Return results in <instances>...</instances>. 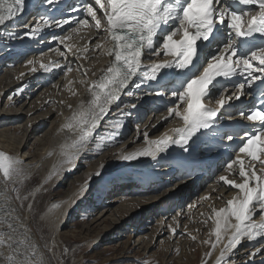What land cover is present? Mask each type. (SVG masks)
Listing matches in <instances>:
<instances>
[{
	"label": "snow or ice",
	"instance_id": "snow-or-ice-1",
	"mask_svg": "<svg viewBox=\"0 0 264 264\" xmlns=\"http://www.w3.org/2000/svg\"><path fill=\"white\" fill-rule=\"evenodd\" d=\"M46 2L55 4L58 0ZM25 9L26 0H0V25L21 16ZM98 11L102 12V16H97ZM85 12L94 21L95 29L104 28L108 43L111 44L105 52L112 59L97 81L86 84L89 93L87 104L82 103L62 126V130L70 133L71 142L61 145L63 160L53 166L49 180L74 166L94 142L97 153L103 154L105 137L100 136L97 140L95 130L109 106L119 99L123 90L137 76L140 79L134 85L136 88H140L143 82L159 79L163 90L147 94L160 96L167 93L174 97L173 106L166 109L168 116L165 119H178L183 126L172 129L171 134L165 132L154 141L149 140L147 132L142 133L148 147L129 154L121 153L119 158L126 161L141 156L156 159L171 144L180 145L187 151L185 145L189 140L202 130L213 128L221 109L228 111L225 105L233 99L239 101L242 96L251 95L246 89L252 88L256 80L264 81V76L255 75L264 72V0H92L86 4ZM40 21L42 23L38 22L31 29L33 35L44 26L51 27L55 23L60 27L69 23L67 20L50 21L44 17H40ZM78 24L86 27L89 21L78 20ZM73 31L79 32V28ZM177 36L180 38L174 39ZM257 38L261 43H254ZM59 39L64 43L71 36ZM213 42L217 45L215 51L210 50ZM249 44L252 47H247ZM96 48L103 49L104 45L97 44ZM205 50H209L207 54ZM60 54L64 55L63 52ZM253 62H257L255 67ZM28 64H33V61H28ZM40 67L45 72L52 70L43 63ZM53 67H59V64ZM164 69L176 70L174 78L167 79L168 73L161 76ZM32 71H36V68L33 67ZM67 71L72 72L73 69L69 67ZM245 73L246 83L231 81L232 77ZM224 81H231V92ZM127 94L134 93L129 91ZM213 102L215 106H207ZM125 106L134 108L136 105ZM239 114L248 121L258 122V125L254 131L245 133V141L238 147L236 158L226 165L231 173L233 166L238 164V174L243 182L236 183L223 175L219 178L224 184L237 189L238 194L227 201L226 207L213 209L216 220L212 234L216 239L214 243H206H210L215 251L222 243V236L231 233L216 264H221L224 257L243 239L251 241L264 237V159H261L264 156V107L241 110ZM227 118L233 117L228 115ZM111 126L119 129L123 126L122 121L111 122ZM137 135H141L139 129ZM228 139L233 137L229 135ZM240 153L250 157L247 171ZM251 161H259L260 168L257 169ZM22 163L18 158L0 152V177L5 182L14 178L22 180ZM100 174V171L95 173L96 176ZM86 190L87 184L82 186L81 194ZM12 191L16 193V199H20L19 190L13 188ZM53 207L59 208L61 205ZM257 208L260 214L254 219ZM12 211L0 215V257H4L7 264H44L43 257L37 256L35 245L17 236L19 230L10 218ZM172 232L175 233V229ZM5 248L9 252L7 256L3 253ZM258 252L260 248H256L251 256ZM211 254L207 253L209 257Z\"/></svg>",
	"mask_w": 264,
	"mask_h": 264
},
{
	"label": "bare ground",
	"instance_id": "bare-ground-1",
	"mask_svg": "<svg viewBox=\"0 0 264 264\" xmlns=\"http://www.w3.org/2000/svg\"><path fill=\"white\" fill-rule=\"evenodd\" d=\"M86 2L87 0H85L82 3L81 6L82 10L76 16H67L66 14L63 18H65L66 16L67 17L62 21L64 20L69 21L67 27L58 30L53 35H50V30L53 29L55 26L52 28H46L44 26L37 31L36 35H33L31 29L35 28L36 23H32L29 28L25 27V25L20 23L24 19L23 17L20 16L14 18V20L12 21H6L4 25H0L1 36L3 33H4L3 36H5V37H1V40L4 42L11 41L12 43V44H0V50L2 51L1 52L2 55H0V72L3 71L2 69H6V73H5L6 77L4 79H0V130L2 128H9L11 131L14 132L24 131L26 134L29 132L28 137L26 139V143L22 148V149H26L28 147L27 143H29L30 140L33 139L35 134L37 133V131L32 127L37 126L40 123L49 122V120L53 116H55V114L60 116L59 119L60 123L56 127L57 128L56 132L53 134L51 138L52 141L48 140L47 137L48 134L50 133L49 131L42 137V140L45 142L46 145V152L43 154L44 158L42 159L40 164L39 162H37L34 165L27 163L25 164V161L30 158L29 156L25 158H21L20 154L13 155V157L21 160L23 162L22 165H24V167H22L24 172V177L22 178L21 182L29 179L33 174L43 173L42 183L37 187H35L34 189H32L28 195L29 198L31 199L30 201H32L34 198H37L38 195L43 192L44 187L49 185V183L55 180V177H53L51 180H49L48 177L52 172L53 166L57 164L56 162H58L59 164L61 162V158L63 157L61 158L59 157L60 156L59 152L54 154V156L57 158V161L53 163V159H51V149L54 140L55 139L57 140L59 144L60 152H61V145L65 144L66 142L67 143L71 142L69 139L70 133L67 130H62V126L67 122L68 118L72 116L73 112H75L82 103L87 104V101L89 99V93L87 91L86 84L90 85L92 82L97 81L103 74V71L108 67L112 59L105 52V49L111 47V44L108 43V38L104 33V28L101 27V29L99 30L95 29L93 27L94 25L93 20L86 27L78 24V20H82L83 15L86 16V18L88 17L85 12ZM90 2H92V0H88V3ZM79 3L80 2H78V4ZM48 6L49 4L46 2L44 8H47ZM95 7L98 8L99 6H95ZM97 14L98 17L102 16L101 11H98ZM71 27L72 29H70ZM76 28H79V32L73 31V29ZM69 35L71 36V39L65 40L64 43H61L60 39L58 41V38L67 37ZM47 37L49 38L47 44L51 43L49 47L46 46L47 44L45 40L47 39ZM179 38H180L179 36L174 37V39H179ZM96 39H98V41L94 45L90 46V44L94 42ZM97 44L104 45V48L101 49V54L98 58V62H96L95 64H87V63L85 64L81 59L86 60V56H85L86 52L91 51L93 49V46ZM77 46H79L80 48L77 49ZM2 47H7L10 50L12 48H15V51L13 50L14 53H7L8 50L3 51L1 49ZM69 48H71V51H69ZM61 49H64L63 52L64 55L60 54ZM215 49H211V51H215ZM26 55L29 56V59L27 58L28 60L24 61L25 62L24 64L27 68L16 70L17 68L16 66L18 62H21L20 61L21 59L27 57ZM60 57H62L63 60H60ZM153 59H155V57H153ZM168 59H172V58L168 57ZM30 60L33 61V64L31 65L28 64V61ZM41 63L51 67L52 70L49 72H45L44 69H42L43 73L41 75L35 74L30 78L26 77V75L28 74L29 75L33 74V72L30 69L35 64H38L40 66ZM75 63L79 64L78 68L73 67ZM82 63L84 64L83 67L81 66ZM54 64H59V67H53ZM69 67L76 68L74 71L75 73L73 75H70L71 80L69 78L68 79L65 78L61 80L59 76L61 75V73L64 72V70L68 69ZM168 70L169 69L162 70L160 75L163 74L164 72H167ZM8 76H11V78H9ZM139 79H140L139 76L133 78V81L128 85V88L123 90V92L119 96V99L113 102L109 106V109L107 111V113L109 112V114H111V110L118 108L120 105L124 104L125 99L128 100L129 98L130 99L134 98V100H138L137 103H134L136 105L134 108L130 107V108L121 109V111L128 110L129 112L121 113L122 115L119 118H117L118 119L117 121H122V123H127L130 122V120H132L133 125L131 126V129H134L135 131L130 136V138L125 140L123 147L119 148V151H117L118 154L117 157H114V155L110 154L108 158L103 162L105 163L104 165L108 168V173L110 174L116 172L119 173V176L121 177V173L127 172L130 174H134L133 176L137 178L136 183H138V181H141V179L144 180V182L146 183L149 182V184L152 186L151 190L150 188H145L143 189V191H141V193L146 194L147 197L149 196L150 193H152V191H154L155 187H157V189H162V187H164L165 191L162 196L160 195L157 197L148 198L146 199V201H143L142 205L140 203L141 209L142 208L146 209L148 207L146 210L148 209L150 210L155 208L159 204L165 205L167 202H172L173 204H175L176 201L178 203L185 201L187 198H189L192 195V194L190 195L189 193L190 189L200 179L198 178V176H191V174L190 175L182 174L180 170L181 167H185L187 171H192L195 167H197V165L191 161L190 163L184 161V158H186L187 155L189 154L193 155L197 153V147L192 145L186 146V148L188 149L187 151L184 150V147L170 145L166 151L168 155L160 153L156 157V159H152V157L150 156H141L138 159L131 161H126L119 158L121 153L129 154L148 147V144L145 142V140L143 143H141V140L144 138L142 133L147 132L149 140H153V141L161 137L160 136L155 139L151 137L153 133L152 132L153 128L151 129L148 128L147 130L146 123L141 122L144 116V112L142 110L150 109L149 111L155 114L156 112L157 113L159 112L158 110H162L161 107L164 108L172 107L171 102L172 100L175 99V98L170 99L171 98L170 97L169 98L170 100L165 101L162 100L163 99L162 97L164 95H160V96L148 95L147 93L153 92V89H155L154 86L152 85V81L143 82L140 88H136L134 85ZM24 81H25L24 86L26 87L21 88L20 83ZM81 81H85L86 83H81ZM47 86H49V88L45 89L43 93H41L40 96L36 99L35 103H33V105H31L27 109V107L29 106V101L33 99L35 95L42 92V89ZM58 87L60 88L61 91H59V93L55 95L56 91L58 90ZM25 89L29 91L25 92L24 91ZM134 89H135L134 91L135 95L127 94L129 91L132 92ZM162 90L163 89L160 87L159 91ZM76 91L79 92V95L77 94L78 95L77 104L72 105L70 100H67V98L69 96H72L71 92L74 93ZM138 95H143V96H141L142 98H139L140 96ZM148 99L150 100L148 101ZM232 101H235V99H233ZM141 102H148V103H144L142 107L138 106V104ZM3 104H4V109L1 108ZM69 105H71V110L69 109ZM16 107H20V109L16 110L15 109ZM48 107H51V111L53 114L49 115V113L46 112L45 114L39 115L37 118H35L36 114H38L39 112H41L42 110ZM60 108L63 109L62 114H60ZM120 108H118V110ZM107 113L105 115H107ZM105 115L103 117H105ZM115 115L110 116L108 120L114 119L116 117ZM166 116H168V113H165L162 116H158V118L162 119V121H169L173 119L171 117L165 119ZM231 116L233 118H236V115L231 114ZM127 117L129 118V120H127ZM25 118H27V121L25 123L24 121L20 122ZM19 123L22 124L24 123V126L21 127L22 125ZM182 126L183 125L181 121H179L178 119H173L170 122V124L167 126L165 132L171 134L172 129ZM98 128L95 130L96 137L98 136V134L101 133V130H103V128L100 127V130L98 131ZM218 128H221V126H219ZM52 129L55 128L52 126L51 132ZM137 129H139V132L141 133V135L139 136L137 135ZM36 144H38V141L36 142ZM130 146H132V148L129 149ZM11 150H14V148L9 143V139L8 140L6 138L4 139L3 135L0 133V152L7 153L9 155V153H11ZM203 155L204 154H202L201 156ZM240 159L245 161V170L247 171L249 169L250 157L246 156L245 154H242L240 155ZM261 159H264V156H261ZM224 160L225 159H222L218 163V165L215 168L216 170L214 171L216 172L223 169V172H221L215 178V182L211 186H209L206 191L207 196L212 197L214 195L216 197L209 198L207 200V203L205 204L206 208H208L209 210L208 213H211L210 216L214 217V219L212 220V230L209 236L208 234L205 236L204 241H202L200 244V247L193 251L196 256L201 255L199 257L200 264H216V261L220 256L221 250L224 248L225 244L227 243L228 237L231 235V233L229 232L227 235L222 236V243L217 246L215 251H213L214 253L213 257L212 255L211 257L207 255L208 251L211 249V245L210 243H206V241H211L214 243L216 239L215 235L212 234L214 233L215 230V220H216L213 209L219 210L221 208L226 207L227 201L233 199V197L237 196L238 194L237 189H233L231 188L230 185L224 184L222 181H220L219 178L220 176L223 175V176H228L229 179L234 180L236 183L243 182L242 178L239 177L238 174L239 165L238 164L234 165L232 172L229 173V171L225 167L226 165L222 166ZM251 163L255 164L257 169L260 168L259 161H251ZM74 166H72L70 169H66L64 172L61 173L59 177L61 178L64 175L68 176L69 174L74 173V170H72ZM161 166H163V168L154 170V168ZM165 166L166 169L163 172H161L160 170H163ZM209 172H210L209 174L214 173L211 172V169L209 170ZM173 174H175L177 177L179 176L185 177V179L180 178L179 182L181 183H178V186L176 185L177 187L171 188L175 179ZM202 174H204V169H202ZM257 174H259V172ZM87 176L88 174L86 175V177ZM91 179L92 178L90 177L88 181H90ZM8 182H5L3 178L0 177V215L8 213L10 210H14L11 212L10 218L13 219L15 226L19 230L17 236L19 238L26 239L29 244L35 245V247L38 250L37 256L43 257L44 264H50L48 256H46V252L43 250L41 244L36 239L35 232L33 229V221H32L33 217L31 216V213H29L30 216H25V214L22 211L21 205L19 203L21 197L20 199H16L15 193L12 191V186L14 184H9ZM87 186H89V183L87 184ZM181 186L182 188L179 189V187ZM176 190H178V192L180 193L175 198L174 196H171V194ZM78 191L79 190L77 189L75 192L58 200H54L53 203L50 202L48 204L43 214H41L40 219L42 222L47 224L50 230L52 227L53 229L60 228L64 224L63 222L65 221L66 217L68 216V213L70 212L69 209L71 207H69V204L71 203L72 200L75 199L74 198L75 194H77ZM87 191H88V187L87 190L84 191V194ZM23 195L26 196V193L25 194L23 193ZM83 198L84 197H82L81 199L83 200ZM78 201L79 198L76 200L73 206L74 205L77 206ZM21 202L24 203L25 201L23 200ZM56 204L61 205V207L54 208L53 206ZM31 211L33 212V210ZM259 214H260V209L257 208L256 216L254 217V219H257ZM233 222L235 221L233 220ZM199 229L201 230V228ZM145 230L147 229L142 230V232H144ZM175 238H178V236L176 235ZM261 238L264 237H257L256 240H251V241L248 240L247 238L243 239L240 242V244L237 245V247L232 250L231 253H228L224 257V260L221 261V264L227 262L228 259H232L234 257H238L242 255L240 251L244 246H246L245 250L249 249L250 251L251 244L254 243V245H256L257 243L256 241ZM170 239L173 240V237L170 236ZM101 242H98L96 243V245L95 244L94 245L98 246ZM252 250H255V248ZM3 253L4 256H7L9 254L8 249L5 248L3 250ZM235 254L237 255L235 256ZM261 261L263 260H258L257 262L259 263ZM251 262L253 263V261ZM0 264H7V261L4 259V257H0Z\"/></svg>",
	"mask_w": 264,
	"mask_h": 264
},
{
	"label": "rangeland",
	"instance_id": "rangeland-1",
	"mask_svg": "<svg viewBox=\"0 0 264 264\" xmlns=\"http://www.w3.org/2000/svg\"><path fill=\"white\" fill-rule=\"evenodd\" d=\"M70 29H72V27ZM3 34L1 36L0 32V44H12L11 41L4 42L1 40V37H5ZM48 39L47 37L45 40L46 44ZM97 41L98 39L92 42L90 46L94 45ZM50 45L51 43L46 46L49 47ZM79 46H77V49L80 48ZM1 49L3 51L8 50L7 53H14L15 51V48L10 50L7 47H2ZM1 52L0 50V55H2ZM61 52H64V49H61ZM100 54L101 49H97L95 45L91 51L86 52V60H81L85 64H95L98 62ZM26 56L27 57H23L24 59L20 60L21 62H18L16 70L27 68L24 61L28 60L29 56ZM60 60H63L62 57H60ZM81 66L83 67L84 64L82 63ZM33 67L36 68V71H32ZM33 67L30 69L33 74H28L26 77L30 78L35 74L41 75L43 73V68L38 64H35ZM73 67L78 68L79 64L75 63ZM72 69L73 71L71 73L68 72L67 69L64 70L59 78L61 80L65 78L70 79V75L75 73L74 71L76 68ZM2 70L3 71L0 72V79L6 77V69ZM8 77L11 78V76ZM24 83L25 81L20 83L21 88L26 87ZM47 88H49V86L44 87L42 92L35 95V97L29 101L27 109L35 103L36 99ZM24 91L28 92L29 90L25 89ZM59 91L61 90L58 87L55 95L58 94ZM134 91L135 89L132 93H134ZM71 93L72 96H69L67 100H70L72 105H76L79 92L76 91ZM138 96L142 98L141 96L143 95ZM149 100L150 99H148V101ZM174 100L171 102L172 106ZM137 102L138 100H134V98L125 99L124 104L118 107H121L119 110L118 108L111 110V114L108 112L107 115L103 117L102 121L100 120L98 131L100 127H102L103 130H101V133L98 134L96 139L99 140L100 136L105 137L103 145L105 150L103 154L97 153L95 142L90 144L88 150L81 154L76 165L72 168L74 173L68 176L64 175L61 178L59 176L55 177V180L45 186L43 192L40 193L37 198L30 201L31 199L28 195L32 189L42 183L43 173L33 174L29 179L23 182L16 178L8 182L9 184H14L12 189L16 188L19 190V195L21 197L19 203L25 216H30L29 213H31L36 239L46 252L50 264H200L199 257L201 255L196 256L193 251L200 247L201 242L204 241L207 234L209 236L212 230V220L214 219L213 216H210L211 213H208L209 210L205 206L208 199H204V197L207 196V188L215 182V178L223 172V169L217 173L214 172L215 175L213 174V176L209 174L205 178L199 180L190 189L189 193L192 195L185 201L179 203L176 201L177 203L175 202V204L172 202H167L165 205L159 204L150 210H146L148 207L146 209H141V205L146 199L162 196L165 191L164 187H162V189H157V187H155L154 191L147 197L146 194H142L141 191L145 188H150L151 190L152 186L149 182L146 183L141 179L142 182L138 181V183H136L137 178L133 176L134 174L127 172L121 173V177L119 173L116 172L110 174L103 162L110 154L117 157L119 148L123 147L125 140L130 138L135 131L131 129L133 125L132 120L127 123H122L123 126L119 129L113 128L111 122H116L118 120L117 118L122 115L121 113L129 112L128 110L121 111L123 108H130L125 105H132ZM144 103L148 102H141L138 106L142 107ZM20 107H16L15 109L19 110ZM1 108L4 109V104ZM167 108L161 107L162 110H158L159 112H156V115L149 111L150 109L145 110L146 115L141 122L146 123L147 130L148 128H153V133L151 135L153 139L162 136L167 126L173 120L162 121V119L158 118V116L167 113ZM142 111L144 112V110ZM46 112H48L49 115L53 114L51 107H48L36 114L35 118ZM62 113L63 109L60 108V114ZM112 115L116 117L108 120ZM59 119L60 116L55 114L49 122L40 123L32 127L37 133L34 138L27 143L28 147L26 149L22 148L26 143L29 132L26 134L24 131L14 132L9 128H2L0 133L3 135L4 139H9V143L14 148L9 155L13 157L15 154H20L21 158L29 156L30 158L25 161V164L34 165L37 162L40 164L44 158L43 154L46 152V145L42 137L49 131L50 133L47 137L48 140L52 141L51 138L56 132V127L60 123ZM127 120H129L128 117ZM23 121L25 123L27 118L20 122ZM24 123L19 124L23 127ZM52 126L55 129H52L51 132ZM113 133H115V135H113ZM144 140L143 138L141 143H143ZM37 141L38 144H36ZM130 148H132V146H130L129 149ZM58 152L60 153V148L55 139L51 149V159H53V163L57 161L54 154ZM163 154L167 153L163 152ZM59 157L61 158L62 156L60 155ZM62 160L63 158H61V161ZM56 163V165H58V162ZM101 165H103V167H101ZM22 167H24V165H22ZM160 168H163V166L156 167L154 170ZM165 169L166 166L160 171L163 172ZM97 171H100V176L95 175ZM87 174L88 176L86 177ZM173 176L175 179L171 188L177 187L178 183H181L179 182L180 178H185L181 176L177 177L175 174H173ZM90 177L92 179L88 181ZM88 183V191L85 194L84 192L81 194L82 186ZM182 186L179 187V189L182 188ZM77 189L79 191L75 194V199L69 204L71 208L69 209L70 212L68 216L63 222L64 224L60 228L53 229L52 227L50 230L47 224L41 221V214H43L50 202L53 203L54 200L63 198L75 192ZM178 190L173 192L171 196L176 198L180 193ZM23 193H26V196L23 195ZM82 197H84L83 200L81 199ZM207 197L213 198L216 196ZM78 198V204L77 206L74 205V207L73 204ZM22 199L25 201L24 203L21 202L23 201ZM179 204H181V208H177ZM31 210H33L34 213ZM199 228H201V230ZM144 229L147 230L142 232ZM172 229H175V233L172 232ZM176 235L178 238H175ZM170 236L173 237V240L170 239ZM193 236L196 237L195 240L192 239ZM263 239L264 238L257 240L256 245L252 243L250 251L249 249L245 250L246 246H244L240 251L242 255L228 259L224 264H264ZM98 242L101 243L95 246ZM253 247L255 249L260 248V252L255 256H251V253L255 251L252 250L254 249ZM209 252L212 253L211 255L213 257L214 253L212 248L208 253ZM236 255L237 254H235V256ZM258 260L263 261L258 263ZM251 261H253V263Z\"/></svg>",
	"mask_w": 264,
	"mask_h": 264
}]
</instances>
